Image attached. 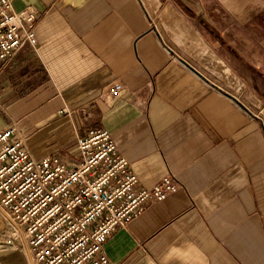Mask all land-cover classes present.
<instances>
[{"label": "crops", "instance_id": "crops-1", "mask_svg": "<svg viewBox=\"0 0 264 264\" xmlns=\"http://www.w3.org/2000/svg\"><path fill=\"white\" fill-rule=\"evenodd\" d=\"M11 1L34 9L36 45L0 62V129L14 125L32 157L68 169L78 138L105 129L140 185L169 173L178 184L109 236L108 264H264V128L218 38L234 27L205 35L170 0ZM8 235L0 210V239L14 249ZM0 260L29 264L20 250Z\"/></svg>", "mask_w": 264, "mask_h": 264}, {"label": "built area", "instance_id": "built-area-1", "mask_svg": "<svg viewBox=\"0 0 264 264\" xmlns=\"http://www.w3.org/2000/svg\"><path fill=\"white\" fill-rule=\"evenodd\" d=\"M148 18L166 52L179 58ZM34 23L32 7L15 10L11 0H0V62L25 43L35 47ZM122 89L116 80L106 93L112 98ZM15 131L14 125L0 129V210L9 227L7 242L29 264H108L103 247L109 236L147 202L162 201L178 188L170 173L150 187L140 185L105 129L78 138L79 162L72 169L51 155L32 157L14 139Z\"/></svg>", "mask_w": 264, "mask_h": 264}, {"label": "rangeland", "instance_id": "rangeland-1", "mask_svg": "<svg viewBox=\"0 0 264 264\" xmlns=\"http://www.w3.org/2000/svg\"><path fill=\"white\" fill-rule=\"evenodd\" d=\"M170 1L182 14L193 17L205 35H217L219 31L234 27L235 32H224V37H218L219 45L221 50L228 42L229 46H233L228 52L230 60H235L237 73L246 85L248 94L257 99L256 115L261 119L264 128V117L261 115L264 110V0ZM147 16L157 22L156 28L159 32L156 18L150 14ZM208 38L218 41L216 38ZM6 246L8 245L0 239V259L9 249L18 250ZM0 264H3L1 260Z\"/></svg>", "mask_w": 264, "mask_h": 264}, {"label": "water", "instance_id": "water-1", "mask_svg": "<svg viewBox=\"0 0 264 264\" xmlns=\"http://www.w3.org/2000/svg\"><path fill=\"white\" fill-rule=\"evenodd\" d=\"M261 115L264 117V110H263V111H261Z\"/></svg>", "mask_w": 264, "mask_h": 264}]
</instances>
